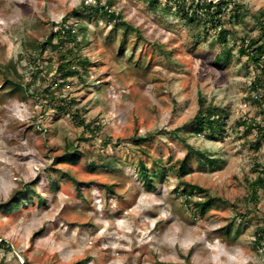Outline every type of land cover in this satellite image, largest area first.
Wrapping results in <instances>:
<instances>
[{
  "label": "rangeland",
  "instance_id": "374dc122",
  "mask_svg": "<svg viewBox=\"0 0 264 264\" xmlns=\"http://www.w3.org/2000/svg\"><path fill=\"white\" fill-rule=\"evenodd\" d=\"M159 2L0 0V204L19 201L0 207V264H264V188L254 201L247 183L264 168V138L239 125L263 119L249 97L258 71L238 53L260 34L264 0H232L242 15L226 44ZM202 101L227 110L222 135L176 133ZM191 150L218 165L192 152L180 178ZM182 180L208 194L187 202ZM209 198L202 214L193 202Z\"/></svg>",
  "mask_w": 264,
  "mask_h": 264
},
{
  "label": "trees",
  "instance_id": "16d2710c",
  "mask_svg": "<svg viewBox=\"0 0 264 264\" xmlns=\"http://www.w3.org/2000/svg\"><path fill=\"white\" fill-rule=\"evenodd\" d=\"M148 5L152 8H157L160 4L159 0H146ZM169 1V0H168ZM175 2V15L180 16L184 19L185 24L190 28H202L204 33L208 32V28H211L216 34V41L221 44H226L228 42V35L232 34L231 29L227 28V24H235V21L239 19L242 15V7L240 5H232V0H171ZM232 5V6H231ZM83 10L85 11H105V6L96 7L90 5H84ZM170 8L173 9L171 5L164 7V9ZM75 14L78 13L77 10L73 11ZM106 12V11H105ZM112 13V12H111ZM109 16L114 17V13L109 14ZM256 23L260 27V34L257 37H245L242 38V44L238 48V53L240 56H247V60L252 63L258 73L251 81L250 89L251 95H249L250 99L258 109L260 110V114L262 115V120L257 121L254 120L253 123H249L246 120L239 121V125L245 126V132L249 133L251 130L256 128L258 130L256 145H260L261 140L264 138V10H260L258 15H254ZM119 26L118 23H115V27ZM122 27H124V33L127 34L130 26L125 22L122 23ZM61 34V32H59ZM64 34L67 36H72L73 30L72 28L64 29ZM74 39V37H71ZM232 49L228 48L221 54H218L215 58L217 64H222L223 61H229L231 58ZM71 62H66V64H61L60 69H64L65 76L69 73H72ZM68 69V71H66ZM201 107L196 113V115L189 121V123L177 127L175 129L176 133H180L182 131H186V133H193L197 135L205 134L208 137L213 136H221L227 121V110L223 107L216 106L213 104H209L205 106L202 101ZM150 138L142 137L136 140L137 144H142L145 141H148ZM193 149V148H191ZM194 152L200 156L201 161H205L209 166L214 167L218 165L219 160L217 158H213L208 156L202 152L197 150H191L185 157L178 162V176L180 178L187 175L189 172V161L190 155ZM79 152H69L66 156L63 157L64 161H68L70 163H75L78 161ZM139 176L141 180H143L144 185L148 189L155 188V184L153 181V174L149 171L147 165L141 161L139 163ZM248 188L250 191V196L254 201H258L259 199V191L264 188V168L258 172V175L253 180H248ZM35 186V184H34ZM180 187L182 188L181 192L185 195V200L190 202V198L194 195H206L208 194V190L198 184H192L188 181H181ZM36 192L35 189L21 191L22 197L21 200L28 198L30 193ZM42 198L41 195L38 194ZM43 199V198H42ZM215 198H209L207 200H199L194 201V205L197 210H199L202 214H204L207 210H209L214 202ZM19 205V201L9 200L7 203L0 204V207H17ZM258 238L257 242L261 243L264 240V229L260 228L258 230Z\"/></svg>",
  "mask_w": 264,
  "mask_h": 264
}]
</instances>
